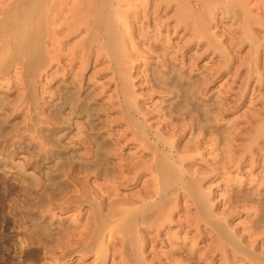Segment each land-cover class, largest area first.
<instances>
[{"label": "rangeland", "instance_id": "1", "mask_svg": "<svg viewBox=\"0 0 264 264\" xmlns=\"http://www.w3.org/2000/svg\"><path fill=\"white\" fill-rule=\"evenodd\" d=\"M64 1L69 3L63 5L66 10L72 0ZM188 1L194 8L193 17L189 16L190 6L186 17L185 5L178 8L180 1H176L171 9L163 6L160 12L142 14L132 22L134 42L124 58L131 62L132 81L128 85L133 91L126 97L110 56L99 53L97 43L88 55L76 45L91 34L85 25L72 36L65 32L68 38L62 36L64 33L61 40L58 36L50 53L52 46L43 38V56L34 67L26 53L14 56L11 41L26 0H0V264H96V255L80 251L82 241L70 234L69 238L67 229L74 232L82 226V230L88 222L87 227H91L93 218L88 216L107 200L114 203L127 193L142 194V189L152 185L151 170L136 180L128 165L137 159L151 165L155 151L171 148L187 155L178 163L186 173L191 171L187 180L196 195L175 191V203L169 205H176L175 213L171 224L162 227L160 239L168 234L181 237L180 241L187 237L186 247L182 251L178 245L159 241L156 253L151 254L148 247L146 263L264 264V0ZM154 2L152 6L158 4ZM61 16L63 20L67 17L66 22L61 18L59 22L68 29L72 20ZM26 22L25 27L33 30V24ZM49 54L56 56L53 62ZM84 98L89 101L80 105ZM73 99L81 109L70 104ZM134 123L145 126L141 138H137ZM97 150V157L109 160L107 177L98 173L102 164L93 162ZM88 157L93 161L87 162ZM118 170L126 172L123 179ZM127 178L130 180L125 181ZM109 195L114 197L108 199ZM200 197L207 201L201 202ZM122 256L117 254L114 260L111 255L105 264H118L116 261L125 258Z\"/></svg>", "mask_w": 264, "mask_h": 264}, {"label": "bare ground", "instance_id": "2", "mask_svg": "<svg viewBox=\"0 0 264 264\" xmlns=\"http://www.w3.org/2000/svg\"><path fill=\"white\" fill-rule=\"evenodd\" d=\"M19 1V0H18ZM64 1V0H63ZM61 1V0H26V5L24 7L26 8H22V11L24 10V15L23 18L21 19H16V21L18 20L15 30H14V41L12 39L11 42H13L12 44H14V50H13V55H19L22 53V55L24 56V54H27V58L28 56L31 58H28L29 60H31V64L33 63L32 67H34L37 63H39V61L41 60L40 58L43 56L41 55L40 57V42L41 40H43V38H45L44 40L47 41L48 45L49 43L51 44V48L49 49V53L50 51H53V48L56 47L54 46V41H56L58 43V36H59V40L60 39V35H62V33H64L65 37H69V35L71 34V36L73 34H77L75 33V31H79L80 29H82V27H84L89 31H87V33H91L90 36L84 40H82L79 44H76L77 46H80V48L82 50H84L85 54L88 55V51L92 48L93 43H97L98 47L100 48L99 50H97L99 53H101L103 55L106 54L108 56H110V58L112 59V61L115 62L116 65V73H118L119 79L121 81V83L123 84V94L127 97V95L129 93H132L131 89L129 88L128 83L131 80V62L128 61V58L125 55H128V51L131 50V46L133 43L132 42V38H133V31H132V22L136 19H139L141 17L142 14L144 15H148L149 13L153 14V12L158 11L159 12L161 9H163V6H166V8H170L173 7L174 2L176 3V1H180L178 2V8L179 6L182 7L184 6V8L182 7V9H184L186 11H182V9L180 10V13L184 14L186 17H188L189 15V11L192 10V7L190 6V1L188 0H156L158 2V4L156 5V1L153 2L155 3L154 6H152V0H70V7H67V9L65 10L66 7H63V5L66 6V4L68 3L67 1ZM188 5H186V2ZM212 1V0H211ZM67 2V3H66ZM199 2V4H201L200 1L197 0V3ZM203 2V1H202ZM211 3L210 1H206ZM215 2V1H214ZM218 2V1H216ZM227 2V0H226ZM239 2V1H238ZM248 2V1H247ZM23 3V2H22ZM229 3V2H228ZM234 3V2H233ZM24 4V3H23ZM45 4V7L42 6ZM69 4V3H68ZM67 4V6H69ZM150 4V6H149ZM195 4V3H194ZM221 4V3H220ZM224 4V3H223ZM222 4V6H223ZM241 5V3H239ZM22 5V4H21ZM128 7H127V6ZM208 5V4H206ZM211 5V4H210ZM231 5V4H229ZM228 5V6H229ZM127 8H126V7ZM141 6V7H139ZM190 6V7H187ZM196 6V5H195ZM202 5H200L201 7ZM209 6V5H208ZM213 6V5H212ZM226 6V5H225ZM224 6V7H225ZM23 7V6H22ZM42 7V8H41ZM44 7V9H43ZM197 7V6H196ZM203 7V6H202ZM201 7V8H202ZM242 7V6H241ZM251 7V6H250ZM161 8V9H160ZM177 8V13L179 12ZM188 8L190 10H188ZM216 8V7H215ZM214 8V10H216ZM229 8V7H228ZM238 8V7H237ZM42 9V10H41ZM175 9V8H174ZM204 9V8H203ZM207 9V8H205ZM210 9V8H209ZM219 9V8H218ZM234 9V8H233ZM236 9V8H235ZM42 13H40L41 11ZM167 10V9H166ZM194 10V8H193ZM193 10H192V15L190 14L189 16L193 17ZM221 10V9H220ZM223 10V9H222ZM182 11V12H181ZM197 11V10H196ZM202 11V10H200ZM39 12V13H38ZM165 12V11H164ZM204 12V10H203ZM207 12V11H206ZM211 12V10H210ZM215 12V11H214ZM18 13V12H17ZM23 13V12H22ZM21 13V14H22ZM157 13V12H156ZM196 13V12H195ZM201 13V12H200ZM235 13V12H234ZM243 13V12H242ZM62 14H65L68 16L69 19H71L72 21L68 24V29H66L64 26V24L61 23V20L59 22V18L62 19ZM180 14V15H181ZM225 14V13H224ZM184 15H182V18L184 17ZM198 15V14H195ZM204 15V14H203ZM236 15V14H235ZM238 15V14H237ZM248 15V14H247ZM130 16L133 17V19L131 20ZM177 15H175L176 17ZM202 16V14H201ZM206 16V15H205ZM229 16V15H228ZM17 17V16H16ZM22 17V16H21ZM65 17V16H64ZM71 17V18H70ZM157 17V16H156ZM155 17V18H156ZM159 17V16H158ZM157 17V18H158ZM161 17V16H160ZM159 17V18H160ZM180 17V16H178ZM192 17H189L192 18ZM249 17V16H247ZM246 17V20H247ZM177 18V17H176ZM180 18V20L182 19ZM214 18V17H213ZM67 19V17H66ZM65 19V20H66ZM131 21H130V20ZM186 20V23H190L187 22V18H184ZM183 19V20H184ZM201 19V18H199ZM29 20H31L29 23L32 25L34 29L31 30V26L29 27H25V23L24 22H28ZM63 20V19H62ZM63 20V21H65ZM39 21V22H37ZM137 21V20H136ZM135 21V22H136ZM139 21V20H138ZM164 21V20H163ZM252 21V19H251ZM254 21V20H253ZM26 22V23H27ZM43 22V23H42ZM66 22V21H65ZM185 22V21H184ZM247 22V21H246ZM29 23H27L29 25ZM181 23V21H180ZM39 24V25H38ZM135 24V23H134ZM161 24V23H160ZM183 24V23H182ZM43 25V26H42ZM185 25V24H184ZM192 25V24H191ZM205 24H202V26ZM208 25V24H207ZM177 26V25H176ZM175 26V27H176ZM206 26V25H205ZM204 26V27H205ZM209 26V25H208ZM137 27H139L137 25ZM189 27V24H188ZM191 27V26H190ZM189 27V28H190ZM160 28V27H159ZM195 28V27H194ZM245 28V26H244ZM14 29V28H13ZM12 29V30H13ZM74 29V30H73ZM85 29V31H86ZM142 29V28H141ZM144 29V28H143ZM148 29V28H147ZM156 29V28H155ZM187 29V28H186ZM185 29V30H186ZM197 30L198 27L196 28ZM42 30L44 33H42ZM74 32H73V31ZM152 30V29H151ZM177 30V29H176ZM184 30V29H183ZM81 31V30H80ZM159 31V30H158ZM191 31V30H190ZM193 31V30H192ZM209 31V30H208ZM65 32L67 34V36L65 35ZM135 32V31H134ZM142 32V31H141ZM187 32V30H186ZM202 33V31H200ZM73 33V34H72ZM145 33V31H144ZM148 33V32H147ZM192 33V32H191ZM199 33V32H198ZM206 33V31H205ZM210 33V32H209ZM208 33V34H209ZM204 34V33H203ZM154 35V34H153ZM201 35V34H200ZM199 35V36H200ZM145 36V35H144ZM148 36V34H147ZM203 36V35H202ZM67 37V38H68ZM135 37V36H134ZM141 37V36H138ZM159 37V36H158ZM66 38V39H67ZM145 38V37H144ZM204 38V37H203ZM65 39V40H66ZM154 39V38H153ZM160 39V37H159ZM64 40V39H63ZM136 40V39H135ZM78 41V40H77ZM44 42V41H43ZM60 42V41H59ZM65 42V41H64ZM63 43V42H62ZM11 44V45H12ZM155 44V43H154ZM136 45V44H135ZM54 46V47H53ZM64 46V45H63ZM95 46V45H94ZM45 46H43L44 49ZM137 47V46H136ZM9 48L10 45H9ZM13 48V47H12ZM73 48V47H72ZM79 48V47H78ZM57 49V48H56ZM75 49V48H74ZM73 49V50H74ZM11 51V49H9ZM60 49H58L59 51ZM76 50V49H75ZM92 50V49H91ZM136 50V49H135ZM139 50V49H138ZM56 51V50H55ZM61 51V50H60ZM71 51V49H70ZM69 51V52H70ZM81 51V50H80ZM47 52V53H48ZM131 52V51H130ZM24 53V54H23ZM64 53V52H63ZM79 53V52H78ZM83 53V52H82ZM81 53V54H82ZM83 53L82 57L85 56V54ZM134 53V52H133ZM175 53V52H174ZM46 54V53H45ZM72 54V53H71ZM91 54V53H90ZM89 54V55H90ZM98 54V53H97ZM100 54V56H101ZM132 53H130L131 55ZM20 57H23V56ZM54 55V54H53ZM86 55V56H87ZM99 55V54H98ZM97 55V56H98ZM26 57V55H25ZM89 57V56H88ZM135 57V56H133ZM45 58V57H44ZM49 58L50 61L53 62V60L56 58V56H52L49 54ZM85 58V57H84ZM99 58V56H98ZM103 58V56L101 57ZM19 59V58H18ZM58 59V58H57ZM56 59V60H57ZM60 59V58H59ZM133 59V58H132ZM138 59V58H137ZM76 60V59H74ZM73 60V61H74ZM78 60V59H77ZM79 61V60H78ZM89 61L88 59L86 60V62ZM131 61V58H130ZM29 62V61H28ZM82 62V61H81ZM84 62V63H86ZM129 62V63H128ZM49 63V62H48ZM65 63V62H64ZM88 63V62H87ZM86 63V64H87ZM111 63V61H110ZM42 64V63H41ZM45 64V63H44ZM130 64V65H129ZM3 65V64H2ZM26 65V64H25ZM85 65V64H84ZM83 65V66H84ZM4 66V65H3ZM51 66V65H49ZM27 67V66H26ZM29 67V66H28ZM39 67V66H38ZM85 67V66H84ZM71 68V67H70ZM103 68V67H102ZM27 69V68H26ZM98 69V68H97ZM135 69V68H134ZM80 70V69H79ZM83 70V69H82ZM154 70V69H153ZM4 71V69H3ZM26 71V70H25ZM28 71V70H27ZM100 72V71H99ZM174 72V70H173ZM96 73V72H95ZM1 74V73H0ZM94 74V73H93ZM94 76V75H93ZM177 76V75H176ZM78 77V76H77ZM1 78V77H0ZM35 78V76H34ZM51 78V77H50ZM33 78H31L32 80ZM75 80V79H74ZM163 80V79H162ZM89 81V80H88ZM78 82V81H77ZM118 83V82H117ZM67 85V84H66ZM69 85V83H68ZM195 85V84H194ZM169 86V85H168ZM67 87V86H66ZM196 87V86H195ZM73 88V87H72ZM103 88V87H102ZM169 88V87H168ZM170 89V88H169ZM173 89V86H172ZM47 90V89H46ZM71 91V90H70ZM116 91V90H115ZM178 92V91H176ZM48 93V92H47ZM52 95V94H51ZM56 95V94H55ZM122 95V94H121ZM72 96V95H71ZM74 96V95H73ZM135 96V95H134ZM188 96V95H187ZM118 97V96H117ZM189 97V96H188ZM50 98V97H49ZM80 98V97H79ZM131 98V97H130ZM129 98V99H130ZM134 98V97H133ZM193 98V97H192ZM128 100V98H126ZM132 99V98H131ZM79 100V99H78ZM125 100V98H124ZM77 100H72L70 102V104H74V106L76 107V109H81L80 105L82 104H86L87 101H89L88 99L84 98L81 100L80 105L76 102ZM131 103V100L128 101ZM184 102V101H183ZM196 102V101H195ZM138 103V102H137ZM177 103V102H176ZM174 104V103H173ZM205 104V103H204ZM133 105V104H132ZM131 106V104L129 105ZM135 106V105H134ZM190 106V105H189ZM210 106V105H209ZM58 107V106H57ZM88 107V106H86ZM99 107V106H98ZM194 107V106H193ZM204 107V106H203ZM73 108V107H72ZM131 109V107H129ZM180 108V107H179ZM188 108V107H187ZM52 109V108H51ZM87 109V108H86ZM91 109V108H89ZM205 109V108H204ZM97 110V109H96ZM132 110H137V108L135 109V107H132ZM183 110V109H182ZM181 110V111H182ZM195 110V109H194ZM83 111V109H82ZM91 111V110H90ZM94 111V110H93ZM106 111V110H105ZM142 111V109H141ZM50 112V111H49ZM140 112V111H138ZM143 112V111H142ZM145 112V111H144ZM200 112V111H199ZM92 113V112H91ZM57 114V113H56ZM67 114V113H66ZM53 115V114H52ZM124 115V114H123ZM71 116V115H70ZM107 118V117H106ZM122 118V117H121ZM59 119V118H58ZM77 119V118H76ZM101 119V118H100ZM130 119V118H129ZM6 120V119H5ZM120 120V119H119ZM126 120V119H124ZM79 121V120H78ZM114 121V120H113ZM118 121V119H117ZM150 121V120H149ZM49 122V121H48ZM89 122V121H88ZM210 122V121H208ZM51 123V122H50ZM207 123V122H206ZM65 124V123H64ZM70 124V123H69ZM102 124V123H101ZM100 124V125H101ZM133 124V123H132ZM140 124V123H139ZM138 123H134L135 127L138 129L136 131L137 134V138H141L142 134H144V127L142 128ZM3 125V124H2ZM1 125V126H2ZM99 125V126H100ZM118 125V124H117ZM206 125V124H205ZM152 127V126H151ZM150 127V128H151ZM105 128V127H104ZM210 128V127H209ZM85 130V129H84ZM114 130V129H113ZM1 131V130H0ZM174 131V130H172ZM50 132V131H49ZM81 132V131H80ZM179 132V131H178ZM177 132V133H178ZM124 133V132H123ZM1 134V133H0ZM109 134V133H108ZM118 134V133H117ZM116 134V136H117ZM169 134V133H168ZM82 135V134H81ZM103 135V134H102ZM125 135V134H124ZM145 135V134H144ZM143 135V136H144ZM154 135V134H153ZM199 135V134H198ZM110 136V134H109ZM155 136V135H154ZM6 137V136H5ZM54 137V136H53ZM133 137V136H132ZM195 137V136H194ZM81 138V137H80ZM86 138V137H85ZM172 138V137H171ZM204 138V137H203ZM39 139V138H38ZM158 139V138H157ZM256 140V139H254ZM253 140V141H254ZM188 141V140H187ZM88 142V140H87ZM105 143V141H103ZM102 142V144H103ZM114 142V141H113ZM157 142V141H156ZM167 142V141H166ZM198 142V141H197ZM196 142V143H197ZM107 143V141H106ZM187 143V142H186ZM38 144V143H37ZM87 144V143H86ZM101 144V143H100ZM203 144V143H202ZM59 145V144H58ZM105 145V144H104ZM117 145V144H116ZM145 145V144H144ZM158 145V144H156ZM169 145V144H168ZM196 145V144H195ZM44 146V145H43ZM102 146V145H101ZM100 146V147H101ZM183 146V145H182ZM190 146V145H189ZM197 146V145H196ZM213 146V145H212ZM225 146V145H224ZM76 147V146H75ZM90 147V146H89ZM106 147V145L104 146ZM110 147V145H109ZM120 147V146H119ZM153 147V146H152ZM172 147V146H171ZM181 147V146H180ZM26 148V147H25ZM99 148V147H98ZM97 148V149H98ZM122 148V147H121ZM151 148V147H150ZM189 148V147H187ZM86 149V148H85ZM89 149V148H88ZM102 151V148H99ZM107 152L108 151V148ZM154 149V148H153ZM166 148H163V150H165ZM170 149V148H169ZM181 149V148H180ZM190 149V148H189ZM104 150V149H103ZM110 150V149H109ZM112 150V149H111ZM110 150V151H111ZM117 150V149H116ZM184 150V148L182 149ZM192 150V149H191ZM224 150V149H223ZM81 151V150H80ZM94 151V150H93ZM98 151V150H97ZM95 151V157H97L99 151L97 152ZM140 151V150H139ZM177 151V150H176ZM175 150H173L172 148L170 150L166 149V152H160L159 150L155 151V155H154V162L152 160V164L150 165V162H141L140 160H135L136 162L133 164H129V170L131 171V173L133 172V176L136 180H138L140 177H142V173L145 170H151L150 172L153 175V180H150L152 182V185H149L148 187H146L145 189H142L143 192L142 194L140 193H127V195L125 194L123 196V194L121 196L123 197H119V195H117L115 192V195H117L116 199L118 198V200H114V198H112L114 200V203H108L109 200H107L106 204H102L101 207L92 210V216H88L93 218L94 224L91 225V227H87V223L85 225V227L83 226V228H81L82 230H80L79 228L82 226H78L79 228L74 229V232H71L73 230V228H71L72 230L69 231V229H64L67 232L65 233V231L63 233L65 234H69L70 235H74L75 237L77 236L83 243L82 244V250L83 252H92L96 255V264H105L106 260L113 255L114 256V260H115V256L117 254H120L122 257L125 256V258L123 260L120 261H116V263H120V264H147L146 263V251L148 249L149 246H151L150 248V253H156V245L159 241L165 242V244L171 245L172 247H176V245H178L177 249H182L186 247V240L187 237L184 239V241H180L179 239L181 238H176L175 234H168V236H165L164 238L160 239L164 232V229H162L163 226H167L170 225L172 218L174 216L175 213V209H176V205L175 206H170L172 205V199L173 197L176 195L177 192H175L176 190L178 192H180V190L185 193V194H190V195H196V189H194V186L190 183V181L187 180V175H188V171L187 173L182 169V164H179L178 162L180 161L181 163L185 160V156L187 158V155H183L181 156L179 153V151L176 152ZM228 151V150H227ZM71 152V151H70ZM106 152V153H107ZM118 152V151H117ZM182 152V151H181ZM229 152V151H228ZM92 153V152H90ZM105 153V152H104ZM210 153V152H209ZM230 153V152H229ZM93 154V153H92ZM119 154V153H118ZM228 154V153H227ZM103 155V154H102ZM106 156V154H104ZM113 155V154H112ZM120 155V154H119ZM218 155V154H217ZM225 155V153H224ZM82 156V155H81ZM90 156V155H89ZM109 156V155H108ZM121 156V155H120ZM158 156V157H157ZM204 156V155H203ZM32 157V156H31ZM44 157V156H43ZM66 157V156H65ZM92 157V156H91ZM102 157V156H101ZM119 157V156H118ZM147 157H150L147 156ZM211 157V156H210ZM229 157V155H228ZM106 158V157H105ZM132 158V157H131ZM213 158V157H212ZM225 158V157H224ZM84 159V158H83ZM86 159V158H85ZM121 160L123 158H120ZM118 159V160H120ZM145 159V158H144ZM229 159V158H228ZM108 160V158H107ZM105 161V159L99 158V156L95 159V161L93 160H89L88 157V161H93L94 163H101L102 166L99 167V171L98 173H101V175H105V177H107L106 175L109 173V169L107 168L108 166L107 163H109L108 161ZM128 160V159H127ZM219 160V159H218ZM237 160V159H236ZM242 160V159H241ZM63 161V160H61ZM60 161V162H61ZM73 161V159H72ZM85 161V160H84ZM132 161V160H131ZM143 161V160H142ZM146 161V160H145ZM232 161V160H231ZM238 161V160H237ZM86 162V161H85ZM128 162V161H127ZM227 162V161H226ZM24 163V162H23ZM59 163V162H58ZM90 163V162H89ZM93 163V166H94ZM111 163V162H110ZM114 163V162H113ZM118 163V162H117ZM116 163V164H117ZM125 164V162H123ZM238 163V162H237ZM71 164V163H70ZM243 164V163H242ZM65 165V164H64ZM99 165V164H98ZM97 165V166H98ZM127 165V163H126ZM227 165V164H226ZM232 165V164H231ZM238 165V164H237ZM81 166V165H80ZM85 166L87 167L86 163ZM89 166V165H88ZM110 166V164H109ZM112 166V165H111ZM66 167V166H64ZM95 167V166H94ZM93 167V168H94ZM120 167V166H119ZM185 167V166H184ZM69 168V167H68ZM73 168V167H71ZM75 168V167H74ZM85 168V167H82ZM112 168V167H111ZM110 168V169H111ZM124 168V167H123ZM193 168V167H192ZM79 169V168H78ZM81 169V168H80ZM87 169H91L90 167ZM195 169V168H194ZM199 169V168H198ZM116 170V169H115ZM48 171V170H47ZM51 171V170H50ZM57 171V170H56ZM95 171V170H94ZM119 171V170H118ZM117 171V172H118ZM87 172V171H86ZM137 172V173H136ZM191 172V171H190ZM198 172V171H197ZM25 173V172H24ZM96 173V172H95ZM122 173V171L118 172V174ZM216 173V172H215ZM66 174V173H65ZM117 174V173H116ZM123 175L119 176V178L123 179L122 177L126 174L122 173ZM89 175V174H88ZM91 175V173H90ZM110 175V174H109ZM192 175V174H191ZM50 176V175H49ZM64 176V175H63ZM127 176V175H126ZM130 176V177H129ZM132 175H128L129 178L134 179L131 177ZM150 176V175H149ZM33 177V176H32ZM84 177V176H83ZM101 177V176H100ZM111 177V176H110ZM115 178V176H113ZM195 177V176H194ZM109 178V177H108ZM125 178V177H124ZM190 178V177H189ZM198 178V175H197ZM24 179V178H23ZM84 179V178H83ZM107 179V178H106ZM196 179V178H195ZM194 179V180H195ZM204 179V178H203ZM236 179V178H235ZM40 180V179H39ZM128 181L130 179H125V181ZM147 180V179H146ZM193 180V178H192ZM240 180V179H239ZM30 181V180H29ZM108 181V180H106ZM135 181V180H133ZM238 181V180H237ZM44 182V181H43ZM123 182V181H122ZM121 182V183H122ZM144 182V181H143ZM198 182V180H197ZM250 182V181H249ZM52 183V182H51ZM109 183V182H108ZM134 183V182H133ZM148 183V182H145ZM199 183V182H198ZM196 183V184H198ZM241 183V182H240ZM47 184V183H46ZM56 184V183H55ZM130 184V183H129ZM137 184V183H135ZM149 184V183H148ZM251 184V183H250ZM41 185V184H40ZM51 185V184H50ZM84 185V184H83ZM90 185V184H89ZM100 185V184H99ZM102 185V184H101ZM27 186V185H26ZM60 186V185H59ZM76 186V185H75ZM87 186V185H86ZM104 186V185H103ZM109 186V185H108ZM107 186V187H108ZM122 186V185H121ZM132 186V185H131ZM137 186V185H136ZM145 186V185H144ZM199 185H197L198 187ZM65 187V186H64ZM78 187V186H77ZM101 187V186H100ZM129 187V186H128ZM138 187V186H137ZM95 188V187H94ZM106 188V187H105ZM200 188V186L198 187ZM27 189V188H26ZM34 189V188H33ZM139 189V188H138ZM206 189V188H205ZM50 190V189H49ZM58 190V189H57ZM63 190V189H62ZM71 190V189H70ZM75 190V189H74ZM87 190V189H86ZM118 190V189H117ZM199 190V189H198ZM1 191V190H0ZM106 191V190H105ZM201 189H200V193H201ZM212 191V190H210ZM34 192V191H33ZM53 192V191H52ZM55 192V191H54ZM53 192V193H54ZM72 192V190L70 191ZM77 192V191H76ZM91 192V191H90ZM104 192V191H103ZM109 192H111L109 190ZM204 192V191H203ZM65 193V192H64ZM68 193V192H67ZM85 193V192H84ZM106 193H108L106 191ZM113 193V191H112ZM110 193V194H112ZM66 194V193H65ZM91 194V193H90ZM120 194V193H119ZM11 195V193H10ZM83 195V193H82ZM86 195V194H85ZM94 195V194H93ZM92 195V196H93ZM96 195V194H95ZM101 195V194H100ZM107 195V194H105ZM251 195V194H250ZM63 196V195H62ZM70 196V195H69ZM113 195H109V197H111ZM187 196V195H186ZM202 196V195H200ZM210 196V195H209ZM77 197V196H75ZM94 197V196H93ZM92 197V198H93ZM101 197V196H100ZM114 197V196H113ZM191 197V196H190ZM194 197V196H193ZM197 197V196H196ZM81 198V197H80ZM201 198V197H200ZM203 198V197H202ZM201 198V202L202 200H205L204 198ZM210 198V197H209ZM248 198V197H247ZM28 199V198H27ZM30 199V198H29ZM83 199V198H82ZM88 199V198H87ZM104 199V198H103ZM208 199V198H206ZM32 200V199H31ZM48 200V199H47ZM84 200V199H83ZM212 200V199H211ZM13 201V200H12ZM193 201V200H192ZM207 201V200H205ZM215 202V200H213ZM49 202V201H48ZM57 202V201H56ZM60 202V201H58ZM63 202V201H62ZM198 202V201H197ZM209 202V201H208ZM261 202V201H260ZM17 203V202H16ZM37 203V201H36ZM102 203V202H100ZM139 203V204H138ZM175 202H173L174 204ZM185 203V202H184ZM40 205V203H38ZM43 204V203H42ZM78 204V203H77ZM183 205V204H182ZM204 208L207 206L204 203ZM215 205V204H214ZM19 206V205H18ZM65 206V205H64ZM90 206V205H89ZM209 206V205H208ZM213 206V205H211ZM188 207V206H187ZM203 207V206H202ZM210 208V207H209ZM208 209V208H207ZM189 210V209H188ZM206 210V209H205ZM208 211V210H207ZM206 211V212H207ZM215 211V210H214ZM45 212V211H44ZM51 212V211H50ZM195 212V211H194ZM210 212V211H209ZM91 213V212H90ZM215 213V212H214ZM226 213V212H225ZM47 214V213H46ZM54 214V213H53ZM188 214V212H187ZM208 214V213H206ZM210 214V213H209ZM227 214V213H226ZM229 214V212H228ZM180 215V214H179ZM194 215V214H193ZM196 215V214H195ZM202 215V214H200ZM216 215V214H214ZM81 216V215H80ZM213 217V216H212ZM252 217V216H251ZM72 218V217H71ZM89 218V219H91ZM183 219V218H182ZM200 219V218H199ZM254 219V218H253ZM261 219V218H260ZM40 220V219H39ZM223 220H225L223 218ZM36 221V220H35ZM62 221V220H61ZM72 221V220H71ZM88 221V220H87ZM90 221V220H89ZM190 221V220H189ZM188 221V222H189ZM74 222V221H73ZM222 222V221H221ZM261 222V221H260ZM170 223V224H169ZM186 223V222H185ZM224 223H226V220L224 221ZM223 224V223H221ZM257 224V223H256ZM183 225V224H182ZM192 225V224H191ZM206 225V224H205ZM230 225V224H229ZM68 226V225H67ZM186 226V225H185ZM196 226V225H195ZM207 226V225H206ZM227 226V225H226ZM264 226V225H263ZM34 227V226H33ZM36 227V226H35ZM55 227V226H54ZM70 227V226H69ZM182 227V226H181ZM224 227V226H223ZM232 227V226H231ZM38 228V227H37ZM36 228V229H37ZM79 231H76L78 230ZM225 229V228H224ZM228 229V228H227ZM62 230V228H61ZM226 230V229H225ZM35 231V230H34ZM228 231V230H227ZM233 231V230H232ZM186 232V231H185ZM173 233V231H172ZM228 233V232H227ZM253 233V232H252ZM234 235V233H232ZM230 235V234H229ZM239 234H237L238 236ZM63 236V235H62ZM66 236V235H64ZM251 236V235H250ZM255 236V234H254ZM76 237V240L78 239ZM185 237V236H184ZM67 238V237H66ZM70 238V236H69ZM74 238V237H73ZM57 239V238H56ZM65 239V237H64ZM78 239V240H79ZM72 240V239H70ZM75 240V241H76ZM183 240V239H182ZM240 240V238H239ZM74 241V240H72ZM241 241V240H240ZM66 242V241H65ZM24 243V242H23ZM51 243V242H50ZM79 243V242H77ZM190 243V242H188ZM208 243V242H207ZM245 243V242H244ZM253 243V242H252ZM191 244V243H190ZM197 244V243H196ZM214 244V243H212ZM48 245V244H47ZM79 245V244H78ZM189 245V244H188ZM53 246V245H52ZM67 246V245H66ZM70 246V245H69ZM68 246V247H69ZM77 247V246H76ZM72 248V247H71ZM70 248V249H71ZM79 248V246H78ZM170 248V247H169ZM69 249V250H70ZM171 250V249H170ZM190 250V249H189ZM208 250V249H206ZM50 251H52L50 249ZM72 251V250H71ZM180 251V250H179ZM203 251V250H202ZM210 251H212L210 249ZM220 251H221V247H220ZM70 252V251H69ZM214 252V251H213ZM228 252V251H227ZM61 253V252H60ZM67 253V252H66ZM164 253V252H163ZM190 253V252H189ZM83 254V253H82ZM44 255V254H43ZM71 255V254H70ZM87 255V254H86ZM148 255V254H147ZM160 255V254H159ZM201 255V254H200ZM227 255V254H226ZM229 255V254H228ZM119 256V255H118ZM168 256V255H167ZM198 256V255H197ZM151 258V257H150ZM157 258V257H156ZM175 258V257H174ZM181 258V257H180ZM191 259V258H190ZM155 260V259H154ZM167 260V259H166ZM224 260V259H223ZM227 260V259H226ZM188 261V260H187ZM255 261V260H254ZM262 261V260H261ZM148 262V261H147ZM227 262V261H226ZM253 262V261H252ZM172 263V262H171ZM175 263V262H174ZM179 263V262H178ZM191 263V262H190ZM188 264V263H186ZM225 264V263H224Z\"/></svg>", "mask_w": 264, "mask_h": 264}]
</instances>
